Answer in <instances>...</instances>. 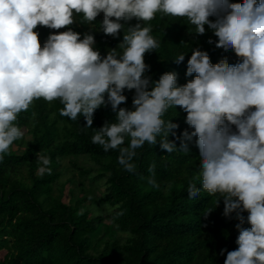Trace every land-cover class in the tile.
Here are the masks:
<instances>
[{
    "label": "clouds",
    "instance_id": "9594fccd",
    "mask_svg": "<svg viewBox=\"0 0 264 264\" xmlns=\"http://www.w3.org/2000/svg\"><path fill=\"white\" fill-rule=\"evenodd\" d=\"M101 13L99 30L113 38L124 28L122 20L142 22L128 27L106 56L96 49L93 34L81 38L68 27L77 16L91 24ZM158 13L186 18L197 35L207 25L218 38L215 46L234 51L239 62L212 64L197 48L187 61L186 76L195 74L193 79L178 85V74L166 72L152 81L144 57L160 47L148 23ZM38 25L67 31L50 34L41 47ZM184 59L179 54L173 60ZM126 90H134L130 109L121 107ZM40 98L58 100L62 117H83V128L94 133L92 143L118 151L117 162L129 173L136 171L133 161L146 143L188 154L195 137L202 190L215 197V207L223 201L225 218L234 213L239 221L238 248L221 250L220 255L227 252L224 264H264V0H0V160L24 136L14 123L18 115ZM109 105L115 120L92 129L95 112ZM177 106L193 129L180 136L179 125L164 119ZM170 135L180 140L179 149ZM36 157L38 174L50 175L51 158L41 151ZM154 170L149 166L148 183L158 188ZM201 188L190 182L189 198L199 197ZM244 212L250 228L243 227Z\"/></svg>",
    "mask_w": 264,
    "mask_h": 264
},
{
    "label": "trees",
    "instance_id": "16d2710c",
    "mask_svg": "<svg viewBox=\"0 0 264 264\" xmlns=\"http://www.w3.org/2000/svg\"><path fill=\"white\" fill-rule=\"evenodd\" d=\"M242 3L243 0H230ZM103 13L94 23H82L81 17L71 27L81 34L95 37L96 49L106 56L111 48L123 41L124 31L140 22L121 21L124 28L118 37L106 36L99 30ZM210 19H215L210 17ZM142 23V22H140ZM152 35L160 41L156 51L145 54L150 70L145 74L152 81L166 72L178 74V85L194 78L186 76L187 61L193 49L206 51L212 64L227 59L230 64L239 62L234 51L217 48V37L205 25L206 33L197 35L186 18H174L158 13L148 22ZM41 47L50 34L67 31L38 25ZM211 39L213 43L209 44ZM185 54L182 63L174 62ZM128 99L121 107H132V92L125 91ZM59 101L48 103L43 98L34 100L28 111L18 115L16 123L24 136L14 141L8 154L0 160V264H224L227 252L233 251L239 235L235 219L223 216L221 200L215 207V197L201 188L197 178L199 149L195 137L188 142V154L166 153L159 144H145L137 150L134 173H129L117 162L118 151L105 152L93 144L91 129L83 128L81 117L72 121L59 115ZM35 113V116H33ZM187 113L179 106L170 108L165 120L179 125L177 136L193 129L185 122ZM115 113L110 105L94 114L92 129L113 122ZM30 135V139L28 138ZM179 149L180 140L169 136ZM41 151L51 158V174H38L36 153ZM88 157L97 168L75 166L79 173L92 182H105V192L96 196L83 192L77 202L66 203L65 186L58 187L64 174L63 160ZM155 165L154 178L159 187L148 183V168ZM93 173H97L92 176ZM194 182L201 188L200 196L189 198L187 188ZM59 189H58V188ZM58 189V192H56ZM211 211L207 215V212ZM245 217L244 228H250ZM109 221L118 233L102 248L95 250L93 238ZM93 249L97 251L93 252Z\"/></svg>",
    "mask_w": 264,
    "mask_h": 264
},
{
    "label": "rangeland",
    "instance_id": "374dc122",
    "mask_svg": "<svg viewBox=\"0 0 264 264\" xmlns=\"http://www.w3.org/2000/svg\"><path fill=\"white\" fill-rule=\"evenodd\" d=\"M28 138H31L30 135H28ZM63 165L64 174L58 183V187L62 185L65 186L64 201L66 203L77 202L78 199L82 198L83 192H90L96 194V196H101L105 192L106 187L104 181L92 182L90 179L84 178L75 167L77 165L87 169L97 168L90 158H66L63 160ZM96 174L97 173H93L92 176ZM58 189L56 192H58ZM116 234L121 235L114 226H110L109 221H106L101 231L93 238L94 249L97 250L102 248L104 243L110 240L111 237L116 238ZM94 249L93 252L96 253L97 251Z\"/></svg>",
    "mask_w": 264,
    "mask_h": 264
}]
</instances>
